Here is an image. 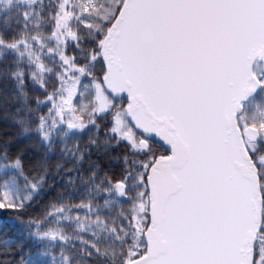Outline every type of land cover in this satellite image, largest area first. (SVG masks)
Listing matches in <instances>:
<instances>
[{
    "label": "snow or ice",
    "instance_id": "1",
    "mask_svg": "<svg viewBox=\"0 0 264 264\" xmlns=\"http://www.w3.org/2000/svg\"><path fill=\"white\" fill-rule=\"evenodd\" d=\"M0 264H264V0H0Z\"/></svg>",
    "mask_w": 264,
    "mask_h": 264
}]
</instances>
